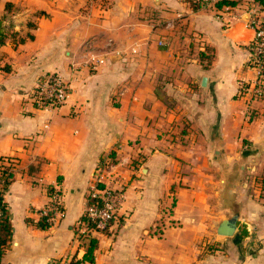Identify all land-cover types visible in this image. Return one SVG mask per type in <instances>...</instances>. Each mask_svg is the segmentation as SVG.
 <instances>
[{"label":"crops","instance_id":"crops-1","mask_svg":"<svg viewBox=\"0 0 264 264\" xmlns=\"http://www.w3.org/2000/svg\"><path fill=\"white\" fill-rule=\"evenodd\" d=\"M236 1L0 0L17 38L0 46V157L14 160L3 264L82 258L76 225L106 158L125 222L93 232L95 260L82 264H264V95H237L256 70L251 0ZM88 46L104 64L84 63ZM49 71L69 97L37 109L28 93ZM54 192L63 212L41 228ZM235 214L234 234L217 235ZM205 238L218 249L204 253Z\"/></svg>","mask_w":264,"mask_h":264},{"label":"built area","instance_id":"built-area-1","mask_svg":"<svg viewBox=\"0 0 264 264\" xmlns=\"http://www.w3.org/2000/svg\"><path fill=\"white\" fill-rule=\"evenodd\" d=\"M200 7L214 4L219 0H195ZM263 8L251 0L248 16L254 29L252 54L249 62L256 70V77L250 83L239 84L237 95L247 100L264 95V13ZM110 46V41H108ZM163 45V41H158ZM84 63L95 69L104 64L105 57L98 55L91 47L83 51ZM69 97V86L56 71L41 75L28 93L33 107L37 109H55L64 104ZM115 165L109 158L104 159L96 168L94 185L88 192L83 214L95 223L98 230L110 227L125 198V187L112 178ZM63 212L61 198L57 192L51 196L49 203L38 210V215L47 223L60 216Z\"/></svg>","mask_w":264,"mask_h":264},{"label":"trees","instance_id":"trees-1","mask_svg":"<svg viewBox=\"0 0 264 264\" xmlns=\"http://www.w3.org/2000/svg\"><path fill=\"white\" fill-rule=\"evenodd\" d=\"M190 4L193 9H198L200 4L195 0H184ZM255 4L264 9V0H253ZM237 4L236 0H219L215 2L217 8L223 6H234ZM9 2L5 6H8ZM16 32L10 31L9 33L4 30L2 26V21H0V46L3 45L7 39H15ZM26 37L31 38L32 35L27 33ZM25 37H19L18 41L21 42ZM207 63H210V57H207ZM6 163L8 165H6ZM14 160L11 157H0V264L2 263V257L10 242V233H11V222L9 219L7 203L4 199L5 193L11 184L14 177ZM38 226L45 228L50 226V223H47L45 219H41L38 223ZM107 229L98 230L95 227V223L90 221L85 214H82L77 221L76 232L78 233L79 239H86L87 243L85 245V251L81 259L71 262V264H82V263H92L95 260V250L98 245V239L92 235L93 232H102L106 233ZM247 232L243 228L240 235H246Z\"/></svg>","mask_w":264,"mask_h":264},{"label":"rangeland","instance_id":"rangeland-1","mask_svg":"<svg viewBox=\"0 0 264 264\" xmlns=\"http://www.w3.org/2000/svg\"><path fill=\"white\" fill-rule=\"evenodd\" d=\"M28 24L32 25L31 22H28ZM6 27H7L6 31L9 33L12 30V26L11 25H8V26L6 25ZM12 40H14V42H15V40H17V38L16 39H12ZM88 47H90V46H88ZM6 165H8V164L6 163ZM167 208L169 210L165 211V212H169L171 210L169 206ZM124 222H125V220L123 219V217L117 213L116 218L114 219V221L112 222L110 227L107 228L108 231L105 234L107 236H110V235H114L115 236L117 234V232L119 231V229L121 228V226L123 225ZM207 240H208V238H205V239L201 240V243H200L201 250L204 253H212L216 249H218V247H216L215 245H213V243H211V242H209Z\"/></svg>","mask_w":264,"mask_h":264},{"label":"water","instance_id":"water-1","mask_svg":"<svg viewBox=\"0 0 264 264\" xmlns=\"http://www.w3.org/2000/svg\"><path fill=\"white\" fill-rule=\"evenodd\" d=\"M202 82L203 83L205 82V78H203ZM236 223H237V214L229 218L222 219L218 227L216 228L217 235L223 237L232 236L236 230Z\"/></svg>","mask_w":264,"mask_h":264}]
</instances>
